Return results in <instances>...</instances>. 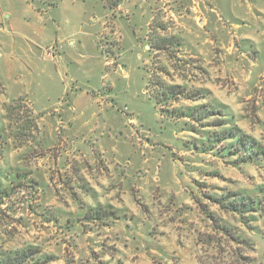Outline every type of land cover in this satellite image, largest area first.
<instances>
[{
    "label": "rangeland",
    "instance_id": "rangeland-1",
    "mask_svg": "<svg viewBox=\"0 0 264 264\" xmlns=\"http://www.w3.org/2000/svg\"><path fill=\"white\" fill-rule=\"evenodd\" d=\"M149 79L209 90L165 106L204 105L208 127L161 113ZM228 130L264 146V0H0V167L40 183L0 205L14 244L52 264H264V223L212 200L264 178L216 153ZM90 207L108 222L79 220Z\"/></svg>",
    "mask_w": 264,
    "mask_h": 264
},
{
    "label": "trees",
    "instance_id": "trees-1",
    "mask_svg": "<svg viewBox=\"0 0 264 264\" xmlns=\"http://www.w3.org/2000/svg\"><path fill=\"white\" fill-rule=\"evenodd\" d=\"M110 6L112 10L116 8H114L112 4H110ZM157 50L160 51L162 49L158 47ZM165 50L163 49L162 51L164 52ZM157 70L160 71V74L163 73V69L159 68ZM166 72H164L165 75L167 74ZM149 80L150 92L154 91L153 98L161 113H166L173 119H178L177 117L179 115V118L185 117L197 122L199 124L198 127L200 125L208 127L209 123L206 122L205 117L206 114H212V112L205 111L204 105H195V107L192 106L191 108L181 107L173 110H167L165 106H170V102H177L179 104L178 100L183 102L189 101L193 104H197L201 100L206 102L212 94L209 90L189 89V84L184 82L180 85H171L164 83L161 79L157 81ZM204 104L206 105V103ZM4 106L5 111L9 112L16 108L14 105ZM211 116L215 115H209L207 117L210 118ZM213 126L219 127L222 125L215 124ZM192 128L194 129L195 127H191V129ZM210 138V143L217 142L222 145L221 149H217L216 153L222 155V157L233 158V165H255L257 168H262L264 170V146L257 141L243 134L241 135V133L237 134L236 132H232V130L219 131ZM207 143V147L205 148L203 147L205 143L201 144V149H213V145ZM6 150L8 149H0V157H2V154ZM20 168L27 170L25 171ZM8 170L0 167V205L3 204L6 198L13 196L15 193H19L20 189L36 192L40 184L38 181L30 178L32 171L29 167L24 168L23 166H16V168L11 167ZM212 200H214V203L226 213L238 216L245 224H250L255 221H262L264 223V178L249 192L245 190H242V192H228L222 194L219 198L213 197ZM110 214H112V212L109 210L102 211L101 208L90 207L88 211L85 212L84 217L79 220H83V222L88 221L90 223L99 222L101 220H106V222H108ZM54 222H58V219L55 218ZM81 225L83 226V223ZM222 229L228 234L231 233L230 237L238 238V240L242 239L241 237H235L233 230L227 227H222ZM15 236L16 229L14 227H11L10 230L5 228L3 230L0 229V264H52L54 262L53 256L43 254L39 247H34L32 245L19 246L14 244Z\"/></svg>",
    "mask_w": 264,
    "mask_h": 264
},
{
    "label": "crops",
    "instance_id": "crops-1",
    "mask_svg": "<svg viewBox=\"0 0 264 264\" xmlns=\"http://www.w3.org/2000/svg\"><path fill=\"white\" fill-rule=\"evenodd\" d=\"M118 8V7H117Z\"/></svg>",
    "mask_w": 264,
    "mask_h": 264
}]
</instances>
